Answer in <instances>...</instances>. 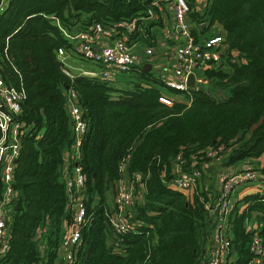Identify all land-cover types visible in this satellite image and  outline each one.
<instances>
[{
  "label": "trees",
  "instance_id": "16d2710c",
  "mask_svg": "<svg viewBox=\"0 0 264 264\" xmlns=\"http://www.w3.org/2000/svg\"><path fill=\"white\" fill-rule=\"evenodd\" d=\"M187 2L192 9L193 0ZM149 9H156L150 0H6L0 11V77L23 91L16 119L24 130L12 173L16 199L8 249L0 264H30L40 256L51 264L56 257L70 220L65 174L72 162L63 159L73 141L67 88L75 92L86 124L75 163L87 220L73 264H197L213 217L202 206L206 190L197 188L199 179L193 190L169 184L172 163L178 157L182 170L201 172L209 149L221 147L224 165L264 152V0H206L202 14L189 11L191 20L221 26L226 53L219 68L204 69L206 85L170 91L180 100L169 106L158 101L160 90L143 71L136 76L146 86L124 88L98 76L62 72L55 52L68 50L69 43L61 29L82 30L92 22L109 29L137 20L129 41L149 43L150 32L138 19L148 17ZM115 31L127 32L122 26ZM124 178L130 180V211L139 225L116 235L107 221L108 199ZM248 221L262 223L256 230L264 239V194L244 195L228 211L225 232L234 264L250 258Z\"/></svg>",
  "mask_w": 264,
  "mask_h": 264
},
{
  "label": "built area",
  "instance_id": "2783aa9c",
  "mask_svg": "<svg viewBox=\"0 0 264 264\" xmlns=\"http://www.w3.org/2000/svg\"><path fill=\"white\" fill-rule=\"evenodd\" d=\"M165 1H168L171 5L173 19L171 32L165 33L167 38L173 40L167 50L174 60L173 74L179 78L177 80L164 79V85L171 91L187 90L189 87L186 84V77L192 74L193 87H202L207 84V78L203 74L204 69L219 68L221 66L220 60L225 57L226 48L223 43V36L222 34H216L205 38L203 41H196L188 26V13L192 9H190L187 0ZM3 2L5 0H0V10L3 7ZM150 3L159 9L158 0H150ZM147 14L148 17H151L152 11L147 10ZM201 23L199 24L201 25ZM116 27H118V24H113L107 29L99 23L92 22L85 29L78 30L75 33L61 29L67 40L74 41L72 47L74 53L83 59L100 64V70L94 75L82 70L79 71L78 75H98L101 79L114 81L116 74L130 71L136 63L137 56L132 51L128 35L125 32L117 34ZM100 36H106L108 39L113 37L112 42L102 46L99 50H95L93 43ZM144 52L150 54L151 49L145 48ZM56 55L61 64L62 72L72 78L73 74L67 69L64 60V49L57 48ZM196 70L199 74L195 72ZM22 99L23 91L7 85L0 77V257L8 249L11 212L16 199V193L12 189V173L18 155L19 136L24 130L16 119L20 113ZM157 99L168 106L171 105L173 100H180L176 99L174 94L162 92H160ZM65 105L72 119L73 135L71 149L67 151V158L64 160L66 163H69V160L72 162L69 173L66 172L65 174V192L70 220L64 225L56 257L51 264H73L74 252L80 246L81 230L87 220L80 193L83 178L79 165L75 163L78 158L80 139L85 131L86 124L73 89L67 88L65 91ZM205 155L210 159H219L222 155L221 147L209 149L205 152ZM175 160L181 163L178 157ZM245 164L240 166L238 175L222 174L219 191H206L204 194L202 206L205 211L212 215L215 222L210 253L204 264H234L235 258L234 255L230 256L231 249L225 232L227 214L232 206L228 197L234 185L253 182L257 177L256 169L252 168L250 164ZM123 166L124 162H121L120 170L123 169ZM199 178L200 172L197 169L181 170L174 173V177L169 184L178 190H193ZM134 179L138 181L139 176L135 175ZM133 199L130 180H119L115 185L111 198L112 207L107 212V221L114 234L121 235L126 231L135 230L137 224L132 219L133 212L130 211ZM246 230L252 231L248 243L250 258L241 264H264V239L257 234L256 229L248 226ZM212 231L213 228H211ZM30 264L45 263L40 256L38 260Z\"/></svg>",
  "mask_w": 264,
  "mask_h": 264
},
{
  "label": "crops",
  "instance_id": "0c3cea01",
  "mask_svg": "<svg viewBox=\"0 0 264 264\" xmlns=\"http://www.w3.org/2000/svg\"><path fill=\"white\" fill-rule=\"evenodd\" d=\"M193 2L194 3L192 5V10L202 14L203 12L202 10L204 9L206 0H193ZM5 3L6 1L3 2V7L5 6ZM158 5H159L158 7L159 9L157 8L154 9L151 17L141 16L140 18H138L141 24L144 26V28L150 32L151 37H150L149 43L145 42L143 39L134 40L131 42L129 41V43H131V46L133 47L132 50H135V49L137 50V52L133 51L136 54L137 59H136V63L131 67L130 71H128L129 76L131 78V82L128 83L129 85L126 84V87H129L130 84L132 83H139L141 85L146 86V84L143 83L142 79L136 76L137 72L143 71L144 73L149 74L148 77H149V80L152 81V84L154 86H157L160 92L164 93L163 91L166 88L164 85V79L177 80L179 77L173 74L172 66H173L174 60L167 50L168 46L173 43V40L172 38H167L165 35V33L171 32V28L173 25L171 5L170 3H168V1H165V0H158ZM136 21H131L129 23L121 22L117 24L118 26H122L124 28V31H127L125 33L129 35V32L132 31V29L136 27V23H135ZM187 21H188L189 29L192 32L196 41H203L205 38L211 37L213 35L222 34V28L217 22H213L209 24L207 20L200 19V17L197 20L195 19L191 20L189 16H188ZM200 22H202L201 25L199 24ZM137 27L139 28V25H137ZM77 31H78L77 29H74L70 31V33H75ZM112 38L110 37V39H108L106 36H100L93 43L94 49L99 50L102 46H105L111 43ZM67 42L69 43V49L68 50L64 49V54H65L64 60L67 65V69L73 75L78 74L79 71L81 70L85 71L86 73L87 72L90 73V75H94L100 70L99 63H93L91 61L83 59L72 51L74 41L67 40ZM145 48H150L151 53L146 54L144 52ZM142 52L143 54L141 55ZM55 57L58 60L56 52H55ZM151 70H154L155 72H157V76H154L151 73L152 72ZM196 73L199 74L198 71H196ZM95 76H98V75H95ZM113 80L114 81H109V82L113 83L114 85L119 86L116 78ZM206 87L207 86H205V88ZM118 88H124V87H118ZM170 91L171 90H169L168 94H173ZM174 97H177L180 99L179 95L174 94ZM224 157L225 156H222L219 159H208L207 161L202 162V164L199 166V169L201 172H200V178H199L198 185H197L198 189L211 191V192L219 191L221 177L223 173H231L234 175L239 174L240 161L242 160L233 162L231 164L224 165L222 164ZM66 158H67V151L64 152V160H66ZM247 160H250L248 162H251L252 166L253 164L254 165L256 164L255 166L257 167L255 169L257 171V177L253 182L234 185L228 197L231 205H233L235 201H237L244 195L264 194V181H263L264 152L257 158H253V159L247 158ZM258 164H260V167L258 166ZM172 170L174 173H177L178 171L182 170L181 166L178 164L176 160L172 163ZM124 180H127V179L124 178ZM110 201H111V197H110V200L108 199V202H109L108 205L110 204V206H112V203ZM248 226L253 229H259L262 227V223L256 222V221L255 222L248 221L246 222L245 228L247 229ZM214 227H215V222L213 219V224L211 227L213 228V231L210 233L209 238L206 240L202 252H200V256L198 257L197 264H204L207 256L210 253V249L212 245V237L215 232ZM232 255L233 254L230 253L231 257Z\"/></svg>",
  "mask_w": 264,
  "mask_h": 264
},
{
  "label": "rangeland",
  "instance_id": "374dc122",
  "mask_svg": "<svg viewBox=\"0 0 264 264\" xmlns=\"http://www.w3.org/2000/svg\"><path fill=\"white\" fill-rule=\"evenodd\" d=\"M6 1V0H5ZM132 49H133V47H132ZM132 51H134V52H137V50L135 49V50H132ZM143 54V52L141 53V55ZM152 72V74L154 75V76H157V72H155L154 70H151ZM197 71V70H196ZM195 71V72H196ZM115 78H116V80L118 81V84H119V86L118 85H116L117 87H126V84H128L129 82H131V78H130V76H129V73L127 72V73H119V74H117L116 76H115ZM124 82V83H123ZM120 83H122V84H120ZM129 85V84H128ZM131 85V84H130ZM164 93H169V90L168 89H164V91H163ZM176 99H179V98H177V97H175ZM253 159V158H252ZM248 161H250V160H247V158L246 159H243L242 161H240V166L241 165H243V164H245V163H247V164H250L251 166H252V163L251 162H248ZM246 165V164H245ZM256 165V164H255ZM254 164H253V166H252V168H256L257 166H255ZM258 166L260 167V164H258ZM263 181H264V175H263ZM232 199V198H231ZM136 224H137V222H135ZM138 225V224H137ZM44 248V243L43 242H40V246H39V249H40V251H42L43 252V249Z\"/></svg>",
  "mask_w": 264,
  "mask_h": 264
},
{
  "label": "water",
  "instance_id": "95a60500",
  "mask_svg": "<svg viewBox=\"0 0 264 264\" xmlns=\"http://www.w3.org/2000/svg\"><path fill=\"white\" fill-rule=\"evenodd\" d=\"M186 84L190 88L193 87V77H192V74L187 75V77H186Z\"/></svg>",
  "mask_w": 264,
  "mask_h": 264
},
{
  "label": "clouds",
  "instance_id": "9594fccd",
  "mask_svg": "<svg viewBox=\"0 0 264 264\" xmlns=\"http://www.w3.org/2000/svg\"><path fill=\"white\" fill-rule=\"evenodd\" d=\"M134 222H137V221H134ZM137 224H138V222H137ZM138 225H139V224H138ZM138 225H137V226H138Z\"/></svg>",
  "mask_w": 264,
  "mask_h": 264
}]
</instances>
